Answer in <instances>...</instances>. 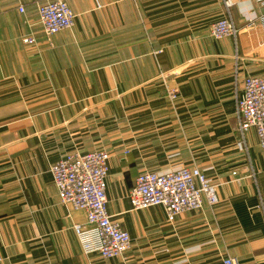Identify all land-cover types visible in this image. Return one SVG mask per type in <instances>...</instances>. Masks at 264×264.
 I'll use <instances>...</instances> for the list:
<instances>
[{"label": "crops", "instance_id": "crops-1", "mask_svg": "<svg viewBox=\"0 0 264 264\" xmlns=\"http://www.w3.org/2000/svg\"><path fill=\"white\" fill-rule=\"evenodd\" d=\"M45 1L0 0V264H264V152L254 129L237 148L235 116L243 79L264 76V0H238L240 33L221 40L209 36L221 0H64L74 26L53 36L38 20ZM94 151L110 154L123 257L84 254L73 227L86 215L60 202L50 172ZM179 166L212 179L216 206L173 223L160 206L131 209L140 173Z\"/></svg>", "mask_w": 264, "mask_h": 264}, {"label": "built area", "instance_id": "built-area-1", "mask_svg": "<svg viewBox=\"0 0 264 264\" xmlns=\"http://www.w3.org/2000/svg\"><path fill=\"white\" fill-rule=\"evenodd\" d=\"M238 0H221L226 16L210 25L209 36L215 40L233 37L240 33L230 15L231 8ZM97 7L101 6L96 2ZM19 12L24 8L20 6ZM38 20L47 36H53L74 26V14L64 0H49L37 7ZM264 27V16L259 18ZM251 22L244 29L254 28ZM25 44L35 43L27 37ZM167 98L174 105L178 97L175 88H166ZM237 132L241 139L237 148L243 150L244 134L254 129L260 149L264 152V76H247L242 82L241 94L235 106ZM128 152L125 151V154ZM110 154L94 151L85 154L70 153L50 167L59 200L70 204L74 210L86 215L84 226L75 225L84 254H98L103 259L123 257L131 248V238L107 211L106 180L109 172ZM217 186L197 167L179 166L163 172L144 171L130 189L128 200L133 211L150 207L163 208L166 220L173 223L187 211L201 210L206 204L212 208L219 202ZM264 213V209H263ZM1 261V258H0ZM219 264H239L230 256H225Z\"/></svg>", "mask_w": 264, "mask_h": 264}, {"label": "rangeland", "instance_id": "rangeland-1", "mask_svg": "<svg viewBox=\"0 0 264 264\" xmlns=\"http://www.w3.org/2000/svg\"><path fill=\"white\" fill-rule=\"evenodd\" d=\"M218 196V195H217Z\"/></svg>", "mask_w": 264, "mask_h": 264}]
</instances>
